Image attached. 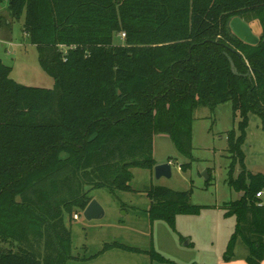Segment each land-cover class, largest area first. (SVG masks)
Listing matches in <instances>:
<instances>
[{
	"label": "trees",
	"instance_id": "obj_1",
	"mask_svg": "<svg viewBox=\"0 0 264 264\" xmlns=\"http://www.w3.org/2000/svg\"><path fill=\"white\" fill-rule=\"evenodd\" d=\"M7 2L54 86L18 84L0 60V264H65L71 247L64 214L84 210L91 189L130 191V169L152 171L155 134L190 155L199 107L230 102L239 112L241 135L231 131L228 141L243 160L248 115L264 118V36L249 45L227 25L253 15L264 32V0ZM229 184L244 192L227 213L237 216L245 262L260 264L264 204L255 195L264 192V176L248 184L230 177ZM147 196L152 219L196 210L189 192L156 187Z\"/></svg>",
	"mask_w": 264,
	"mask_h": 264
},
{
	"label": "rangeland",
	"instance_id": "obj_2",
	"mask_svg": "<svg viewBox=\"0 0 264 264\" xmlns=\"http://www.w3.org/2000/svg\"><path fill=\"white\" fill-rule=\"evenodd\" d=\"M7 5V0L0 4L1 62L11 68L10 78L16 83L52 89L54 80L40 67L37 49L24 34L22 20H12ZM256 21L259 18L253 15L246 19L248 24ZM240 120L230 102L213 109L197 108L190 155L180 153L168 135L155 134L152 171L130 169V191L89 190L88 197L104 211L102 219L87 221L80 209L74 211L77 220L65 215L71 247V258L65 264H223L228 257L234 263L245 258L247 247L242 235L235 232L237 216L227 213V204L240 200L244 192L230 185L229 178H241L248 184L252 175L264 176V118L248 115L242 161L231 153L228 141L231 131L235 138L241 135ZM167 162L171 176L156 179L154 167ZM156 187L189 192L188 203L196 210L178 213L168 221L152 219L149 211L153 204L147 194Z\"/></svg>",
	"mask_w": 264,
	"mask_h": 264
},
{
	"label": "water",
	"instance_id": "obj_3",
	"mask_svg": "<svg viewBox=\"0 0 264 264\" xmlns=\"http://www.w3.org/2000/svg\"><path fill=\"white\" fill-rule=\"evenodd\" d=\"M227 26L232 34L244 43L257 45L260 41L259 37L253 33L251 27L239 17L232 18L228 22ZM228 61L231 72L234 75H238L237 69L230 57H228ZM251 72L252 71L249 70L244 76L250 78ZM153 172L156 179H160L162 177L169 178L171 176V165L169 162L157 165L154 167ZM204 176L207 180L208 177L206 173H204ZM103 216L104 211L95 200H91L83 210V217L87 221L99 220L102 219Z\"/></svg>",
	"mask_w": 264,
	"mask_h": 264
},
{
	"label": "crops",
	"instance_id": "obj_4",
	"mask_svg": "<svg viewBox=\"0 0 264 264\" xmlns=\"http://www.w3.org/2000/svg\"><path fill=\"white\" fill-rule=\"evenodd\" d=\"M248 24V23H247ZM250 27H251V29H252V31H253V33L255 34V35H259V32H261L262 31V27H261V25H260V23L258 22V21H256V22H254V23H252V24H248ZM262 200V199H261ZM76 214V213H75ZM65 215L66 214H64V218H65ZM74 215V214H73ZM73 215H72V217H73ZM64 225H65V223H64ZM66 227V226H65ZM1 246H6V244H1ZM7 247V246H6ZM235 261H233V260H231L230 258L229 259H227V262H225V263H223V264H247L246 262H245V258H242L241 259V261L240 260H238V263H234ZM260 264H264V260L260 263Z\"/></svg>",
	"mask_w": 264,
	"mask_h": 264
},
{
	"label": "built area",
	"instance_id": "obj_5",
	"mask_svg": "<svg viewBox=\"0 0 264 264\" xmlns=\"http://www.w3.org/2000/svg\"><path fill=\"white\" fill-rule=\"evenodd\" d=\"M124 37V34H121V38H123ZM256 198H258V199H262V197H264V192H258V193H256ZM264 204V202H259L258 203V206L260 207V206H262ZM73 219L74 220H77L78 219V216L76 215V214H74L73 215Z\"/></svg>",
	"mask_w": 264,
	"mask_h": 264
},
{
	"label": "flooded vegetation",
	"instance_id": "obj_6",
	"mask_svg": "<svg viewBox=\"0 0 264 264\" xmlns=\"http://www.w3.org/2000/svg\"><path fill=\"white\" fill-rule=\"evenodd\" d=\"M262 31H263V29H262Z\"/></svg>",
	"mask_w": 264,
	"mask_h": 264
}]
</instances>
